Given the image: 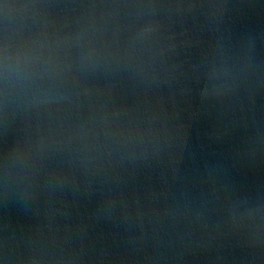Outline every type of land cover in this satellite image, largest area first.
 Returning <instances> with one entry per match:
<instances>
[{"label":"water","instance_id":"95a60500","mask_svg":"<svg viewBox=\"0 0 264 264\" xmlns=\"http://www.w3.org/2000/svg\"><path fill=\"white\" fill-rule=\"evenodd\" d=\"M0 264H264V0H0Z\"/></svg>","mask_w":264,"mask_h":264}]
</instances>
